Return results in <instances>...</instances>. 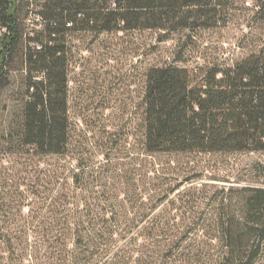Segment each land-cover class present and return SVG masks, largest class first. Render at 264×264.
Listing matches in <instances>:
<instances>
[{
	"label": "rangeland",
	"instance_id": "obj_1",
	"mask_svg": "<svg viewBox=\"0 0 264 264\" xmlns=\"http://www.w3.org/2000/svg\"><path fill=\"white\" fill-rule=\"evenodd\" d=\"M219 15L212 28L168 36L153 31L72 35L65 155H38L19 146L27 79L20 66L12 73L10 84L0 88V264H71V250L79 251L66 231L72 227L65 221L72 208L66 196L73 191L83 195L87 212L99 207L110 217L119 206L130 210L131 200L140 197L145 205L137 211L149 213L126 225L90 214L97 220L84 227L113 231L86 239L89 258L79 264H138L141 258L149 264L218 261L222 248L211 239L212 225L197 223L204 211L200 203L217 189L264 188V153L162 154L153 160L143 147V112L151 67L176 65L196 76L264 51V0H224ZM27 25L32 33L43 23L32 14ZM80 163L86 178L76 190L71 175ZM177 185L179 190L170 191ZM193 188L203 200L190 197L182 203ZM157 216L161 222H155ZM126 226L129 231H122ZM153 227L165 232L157 237Z\"/></svg>",
	"mask_w": 264,
	"mask_h": 264
},
{
	"label": "trees",
	"instance_id": "obj_2",
	"mask_svg": "<svg viewBox=\"0 0 264 264\" xmlns=\"http://www.w3.org/2000/svg\"><path fill=\"white\" fill-rule=\"evenodd\" d=\"M223 4L224 0H0V88L10 84L19 66L27 79L19 146L38 155L60 156L69 151L68 42L72 35L153 31L168 36L209 29L220 22ZM32 14L43 25L30 33L27 20ZM143 130L144 151L153 160L162 154L264 153V51L226 69H202L196 76L176 65L151 67L146 75ZM85 178L86 167L80 163L72 170L73 187H83ZM197 193L193 188L182 203L190 197L203 200ZM66 200L72 206L65 217L72 224L67 236L79 250H71V264L89 258L91 246L84 243L86 239L97 240L96 233L113 231L82 224L99 216L102 222L126 225L149 216L137 211L145 205L140 197L131 200L130 210L119 206L110 217V211H99L97 204L94 211H85L83 195L76 191ZM205 200L197 223L211 224V239L220 242L222 253L215 264H264V188L217 189ZM93 212L96 217H89ZM127 230V226L122 229ZM152 231L160 237L165 229ZM137 263L149 264L142 258Z\"/></svg>",
	"mask_w": 264,
	"mask_h": 264
}]
</instances>
